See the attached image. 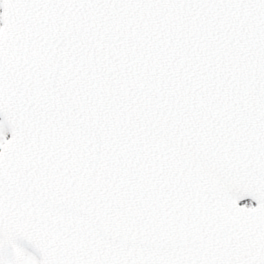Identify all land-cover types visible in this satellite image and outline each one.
I'll list each match as a JSON object with an SVG mask.
<instances>
[{"label": "snow or ice", "instance_id": "obj_1", "mask_svg": "<svg viewBox=\"0 0 264 264\" xmlns=\"http://www.w3.org/2000/svg\"><path fill=\"white\" fill-rule=\"evenodd\" d=\"M0 264H264V0H0Z\"/></svg>", "mask_w": 264, "mask_h": 264}]
</instances>
